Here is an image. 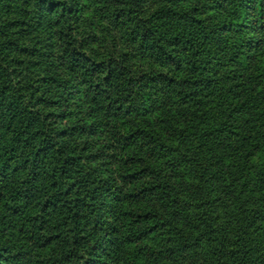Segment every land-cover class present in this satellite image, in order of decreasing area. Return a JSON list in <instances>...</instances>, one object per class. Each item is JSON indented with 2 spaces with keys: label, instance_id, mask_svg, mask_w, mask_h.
<instances>
[{
  "label": "trees",
  "instance_id": "trees-1",
  "mask_svg": "<svg viewBox=\"0 0 264 264\" xmlns=\"http://www.w3.org/2000/svg\"><path fill=\"white\" fill-rule=\"evenodd\" d=\"M117 2L150 57L187 63L198 76L190 87L163 73L132 75L124 60L85 49L76 38L80 0H0V264H23L19 235L39 242L34 264H149L162 256L151 242L163 226L177 252L196 248L205 264H264V0ZM46 28L66 40L62 65L41 51ZM229 41L246 67L257 62L239 75L237 103L232 89L215 94ZM57 89L62 99L52 101L47 95ZM136 90L153 132H131L121 120L129 119ZM175 91L179 101L190 96V107L160 130L148 116L173 114ZM72 97L89 106L52 109ZM113 127L122 187L88 167L75 138ZM144 151L171 158L184 179L183 207L161 205L171 209L167 218L150 202L148 180L160 182V171L144 164ZM220 192L238 209L233 225L216 216Z\"/></svg>",
  "mask_w": 264,
  "mask_h": 264
},
{
  "label": "rangeland",
  "instance_id": "rangeland-1",
  "mask_svg": "<svg viewBox=\"0 0 264 264\" xmlns=\"http://www.w3.org/2000/svg\"><path fill=\"white\" fill-rule=\"evenodd\" d=\"M117 1L119 0H80L82 13L81 16H79L80 20H78L76 27V38L82 43L83 47L88 51H95L98 49L102 57L124 60L125 64L132 69V75L142 73L143 76V74L149 72L153 74L163 73L168 77H172L179 83L185 81L187 87H190L192 81L197 79L198 76L190 71L187 63L183 61L181 64L176 63L175 66H171L168 63H161L150 57L144 50L141 41L136 38L134 33V22H130L129 18L126 16H119L120 14H118L117 10L119 4ZM148 4V8H155L152 4ZM207 19V22L210 23L211 18L209 17ZM46 29L42 30L43 33H41V46L43 47L41 51L46 54L50 61L54 60V62H59V64L62 65L64 59L61 58V54L63 53L66 40L60 37L56 31L52 33L53 37H50V29ZM54 41H56V44L55 47H52ZM238 51L239 46L232 43V41H229L228 45L225 44L222 46L219 57L218 75L222 79L223 84L219 85L215 93L218 95L217 93L221 94L222 91L225 92L232 89L233 103H237V98L239 97V92L236 89V87L239 86V82L237 81L240 78L239 75L250 73V69L257 65V62H250L249 66L246 67V64L241 63L239 57L236 55ZM60 67L57 69H61L62 71L63 66ZM257 71L259 72V69H257ZM185 90L186 89H183V91ZM62 93L63 91L57 89L48 94L47 97L52 96V101H56L57 99L60 100L62 99ZM197 93L201 94V89H199ZM140 95L141 93L138 94V90L134 92V98L130 101L131 104L129 105L131 110L130 116H128L129 119L122 118L121 120L130 127L131 132H135L138 129H147L153 132V129L150 128V124H148L149 119L139 107ZM173 97L177 100L174 106L171 107V110L174 112L173 114L170 113L165 115V113L156 112L148 116L157 124L160 130H162V127H165L170 120L176 122H178V120H183L184 108L186 106L190 107L188 105L190 96L186 99H182L183 101H179L180 94L178 91H175ZM72 98L73 100H69L64 104L62 103L63 107L55 104L56 106L52 109L69 112L77 109V107L79 108V106L84 109L87 108L86 106H89L86 105V103L83 104V102L77 103V100L74 97ZM55 101L53 103H56ZM224 102L225 104L227 103L225 98ZM230 107H235V105H231ZM85 113L88 115L90 111L87 109ZM83 118V116L76 117V125H78ZM244 120L246 119L244 118ZM247 125L249 126V124ZM116 131H118V128L113 127L111 128V135L108 133L102 135L78 134L75 138L80 149L85 148V152L87 153L85 161L88 167L102 170L104 173L113 176L116 182L122 187L125 185L126 181L122 178L123 173L121 172L119 144L117 142L118 136L115 134ZM134 142L136 145H140L141 140H134ZM141 158L143 161L147 162L144 163L145 165H156L160 171V182H158V178L148 180L155 186L154 198H152L150 202L158 209L164 218H167L171 215V209H164L161 205L162 203H167L166 206L169 207V204L174 202L175 206L180 208L183 207L179 201L178 189H184V184L182 185L184 179L181 177L180 173L177 172L178 170L172 167V163L168 162L172 160L169 157L165 158L160 154L146 153L144 151L141 153ZM256 161H260L258 156L256 157ZM248 205L250 204L248 203ZM237 210L229 194H225L224 192L218 194V203L215 208V213L217 217L219 215L220 222L230 220L233 225L232 221L234 220L232 215H235ZM227 216H229V218ZM165 224L169 225L170 222ZM168 229H170V227L163 226L161 228V235L151 242V245L156 251H161L162 256L157 259H151L149 264H205L201 253L196 248L183 253L177 252L175 250L177 242ZM14 240L21 250L23 264H34L33 259L39 250V248H37L39 242L23 239L21 235Z\"/></svg>",
  "mask_w": 264,
  "mask_h": 264
}]
</instances>
